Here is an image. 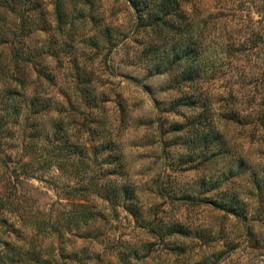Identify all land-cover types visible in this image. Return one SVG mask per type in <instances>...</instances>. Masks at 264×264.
Masks as SVG:
<instances>
[{
    "label": "rangeland",
    "instance_id": "374dc122",
    "mask_svg": "<svg viewBox=\"0 0 264 264\" xmlns=\"http://www.w3.org/2000/svg\"><path fill=\"white\" fill-rule=\"evenodd\" d=\"M177 1L164 40L125 0H0V264H264V0ZM181 38L193 86L151 65ZM192 90L225 142L205 163L178 130ZM64 139L106 147L92 175L39 157ZM90 176L125 198L80 191Z\"/></svg>",
    "mask_w": 264,
    "mask_h": 264
},
{
    "label": "trees",
    "instance_id": "16d2710c",
    "mask_svg": "<svg viewBox=\"0 0 264 264\" xmlns=\"http://www.w3.org/2000/svg\"><path fill=\"white\" fill-rule=\"evenodd\" d=\"M125 1L134 11L136 20L143 22L145 21L143 28L146 29V33L155 32V35L160 39L166 40L169 33L170 37H173L172 32L175 31V27L179 28L183 25L184 20L181 12L178 10L179 3L177 0H159L156 5H145L146 1L144 2L143 0ZM249 40L250 39L248 38L245 40V42H249ZM258 44L262 45L260 48V53L264 55V37H258L256 42H252V49L258 47ZM158 47L159 45L157 44L153 45L152 47H148L151 49V52L149 53L152 56L154 54L159 56V58L155 60L154 57L151 64L156 72L164 73L166 70L173 73L175 72L173 77L178 79L179 86L181 87H186V85L193 86L199 80L200 76L197 75L198 72L196 70V64L194 65L191 59V56L195 58L199 55V53L197 52L194 45L190 44L186 38H181L179 40L173 39L172 43L169 44L167 48H165L164 52H161V49ZM147 52L148 51L146 49H143L141 53ZM147 59L149 60V58ZM165 67L167 68L163 70ZM258 77H262V79H264V57L262 59V64L258 69ZM185 99V101H187L186 103L189 104V109L192 111V116L191 118H187L184 124L178 126V130H181L184 134V142L187 150L192 154L196 153L195 156L198 155L197 157L201 159L200 163H205L207 162L206 155L215 153L213 156H217V154L224 151L225 142L222 140V135L219 133L218 128H216V126L209 120V108L206 106V104H204L205 101L198 102L199 96L195 94L194 90H192V94L189 96V98L187 97ZM260 106V104L255 105L253 114L260 112ZM196 111H198V115L196 114ZM55 131H61V128H58L57 126ZM56 145L57 146L54 147L53 144L44 143L38 149L39 157L43 159L44 156H41V154L44 151H48L47 149H53L54 154L52 159L54 160L57 167L60 169L69 167L72 168L79 164V162L83 161L81 162L84 165L82 171L85 173V175L93 174L92 169L94 167V160H96L98 157H101L103 153L106 152V147H103V144L96 146L94 143H87L85 141L79 145V142L71 143L69 140L67 141V139H64L62 142H60V144ZM45 152L43 155H45ZM106 157H110L109 151ZM106 165L111 164L107 162ZM118 167L114 166L113 170H104V173L106 174L108 171H111L112 175H116L115 168ZM108 176L109 174H107V177ZM27 177H31L30 174H27ZM108 179L109 178H105V182H102L103 180L97 182L98 179L91 180L90 176L86 182L80 186V191H87L91 194L104 196L103 198L107 202H112L113 198L114 201L122 199V197L124 199L127 189H125L123 185L111 188L110 180ZM6 199L8 202L7 207L10 209L12 205V197L9 195L6 197ZM232 203L236 205L237 200H233ZM119 207L135 219L139 218L137 214L139 209L137 206L134 205V208H131L130 206L126 207L124 205ZM9 261V264H17L11 260V258H9Z\"/></svg>",
    "mask_w": 264,
    "mask_h": 264
}]
</instances>
